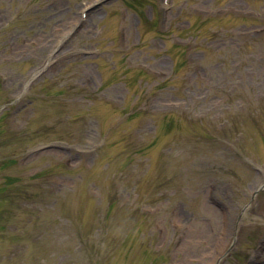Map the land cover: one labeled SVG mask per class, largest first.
<instances>
[{"label":"rangeland","instance_id":"374dc122","mask_svg":"<svg viewBox=\"0 0 264 264\" xmlns=\"http://www.w3.org/2000/svg\"><path fill=\"white\" fill-rule=\"evenodd\" d=\"M97 1L0 0V264H264V0Z\"/></svg>","mask_w":264,"mask_h":264}]
</instances>
